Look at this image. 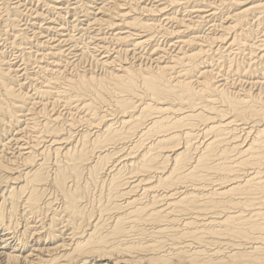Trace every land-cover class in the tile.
<instances>
[{
  "label": "bare ground",
  "instance_id": "obj_1",
  "mask_svg": "<svg viewBox=\"0 0 264 264\" xmlns=\"http://www.w3.org/2000/svg\"><path fill=\"white\" fill-rule=\"evenodd\" d=\"M41 1L47 8V15L43 12H38V10L36 11L35 8L32 9L33 14L28 17L29 21L25 19L27 23H22L25 15L22 10L23 2L21 0H0V37H2V40L5 42H8L11 48L17 49V51L20 52L17 58L21 57L23 61L21 65H17L16 61L8 60V58L6 59V50H3V42H0V93L1 97H3H0V264H87L88 261L85 260L87 257H90L88 254L100 250L98 247H95L96 242L93 239L95 235L94 228L93 232H89L90 234L88 237L84 236L85 239L79 237L74 239V234H76L75 230L80 229L78 225L81 224L82 221V212L78 200L80 194L75 190L71 191L66 188L68 178L74 176L71 175V170L76 172L80 167L79 162L81 163L86 159L84 156L86 155V153H84L86 148L80 147V149H77L76 147H71V145L74 144H72L71 141H63L65 139H62L59 135L61 133H49L52 129L50 123H60L62 119L59 117L60 115H56L54 112L52 115H46V110L50 104L47 101L45 102V99H52L51 104L53 105L59 102H63V104L75 102L77 107L84 113V115L80 117V120L86 122V126L89 130L97 133L95 142H97L100 148L104 149L107 146H111L110 144L106 145V143L119 141L123 137H126V134H131V132L134 131H137V134L143 137L153 128L169 130L171 125L185 127L164 135L163 139H160L157 143L154 141L152 145L148 146V150L145 153L139 154V156L135 158L131 157L125 161L123 160L124 166H135L136 169L140 170L151 168L154 160L153 158L155 157L151 155V146L168 139L185 138V145L182 147L183 151L175 149L172 151L173 153L171 152L172 154H164V158H171L172 164L169 160L168 165L171 164L170 173L166 171L168 174L164 172L165 176H160L159 180L163 185L176 184L178 182H185L182 181L184 179L205 176L204 172L209 171V169L222 170L223 176L220 177L221 180L229 179L234 176L231 172L238 167L240 169V166L237 165L238 167L234 168V166L226 161L219 163L220 158H217L218 164L215 165L212 163V159L218 154L223 157L226 149L220 148L219 145L227 133L236 130L235 126L240 124L237 122L235 123L237 119L242 122L240 124L242 129L248 130L247 133H252L251 129L254 130L249 141H246L247 138H245V140L243 139L244 142H246L244 146L239 144L241 146V148H239L240 152L247 153V157H244L245 159L240 161L239 164L243 167L247 164L264 162V127L259 128L255 126L261 122L264 124V66L261 67L259 65V73L261 74L258 76L255 75L257 77L251 82L249 81L247 87H242L241 83L244 78H248L250 75H248V70L250 73L251 69L246 71L240 70L239 66L234 65V62H236L234 61L235 55L245 50H249L250 59H256V62H261V60L264 59V0H85L83 3L82 1L84 0ZM247 3L251 4L246 6ZM37 5L39 6V4ZM81 8V11L84 13L80 16V12L78 11ZM181 9L184 11L183 13H181ZM66 10L73 13L74 16L79 15L75 19L77 23L73 27L80 30V32L82 30L86 32L94 26L99 27L98 32L96 31L93 36H90V41L93 46L89 47V49L92 48L90 53L95 57L96 64L103 71L101 76L95 75L89 70L86 71L87 69L85 71L76 70L75 73H73V70L71 71L73 74H68L67 68L76 58L70 62L67 53L70 52L72 54V52H74V56H77V59H84L88 55L83 50L81 51L77 48L80 45L77 46L78 37L74 34L75 29L70 30L63 27V12ZM50 13H56L58 15L54 17V15ZM48 14L53 17H48ZM78 23L82 24V27H79ZM28 25L34 28L33 30L35 31L32 33L36 39L27 33L29 31H27ZM204 25L208 27L207 30L205 29L206 31L203 30V32L202 28ZM256 30L262 32V34H260L259 38L257 37V39L254 40L253 37L257 32ZM84 32L83 34H85ZM158 34L159 36L160 34L165 36L166 44L168 45L160 43L164 45L161 46L157 43L156 39ZM39 35H41V37H39ZM84 40L85 39H83V41ZM162 40L159 41L162 42ZM110 46H113V48ZM80 49L82 48L80 47ZM33 57H35V59ZM253 62H255V60H253ZM32 64L38 69L34 73L32 71V73L29 72V67ZM223 67H225V71L222 70ZM232 71H235V74L236 72H240L241 78L239 77L240 79L238 80L240 84L230 80V77H228V73ZM244 75L248 76L246 77ZM237 77L234 78L237 79ZM27 83H35V85L33 84L34 92L31 94L29 90H31L32 86L28 92L24 91ZM139 83L143 86L144 91L136 90ZM103 91H106L116 98V100L109 103V111L112 113H109V111L105 109L101 111L99 108H93L94 97H101ZM172 95L174 99L177 100L176 103L179 104H177L179 107L176 109L179 111L178 113H168L163 107H157L154 106V104L152 106V104L146 103L147 98H155V103L162 104ZM73 97L78 99H73ZM197 97L202 98V101H200L201 103L195 101ZM173 105L175 106V104ZM196 105H201L198 107L201 111L194 109ZM206 109L214 111L207 112ZM146 111H149L151 115L149 122L138 128L136 125L142 120L141 117ZM137 112L140 114H137ZM201 113L207 114V116L204 117H208L209 114H214L215 117L212 118H222L226 115L228 117L218 120L215 123H209L204 127L205 133H213V136L208 142L205 141L206 143H204L202 148L199 147L201 151L196 161H193L194 164L191 163L192 165L190 168L184 171L181 176H177L176 171L188 157L185 152L190 150L191 147H193L195 151L198 148L197 145L191 143L193 138L196 137L194 131L197 128H194V130L193 126L195 125L188 122H191L194 116H198ZM115 114H117V116ZM37 115L46 116L45 124L42 125L43 127L41 128L43 134H40L37 130L40 124L39 121L37 122L36 120L38 118ZM111 115H115L121 127H125L126 130L123 131L122 128L114 127L112 122L117 119L109 117ZM40 119L42 120V118ZM40 119L38 118V120ZM206 119H211V117ZM13 123H15L17 131L8 132L7 135H5V131L10 129L7 130L5 128H8L10 125V127H13ZM37 123L39 124L37 125ZM250 123H252V125L249 126ZM60 124L59 126L62 128ZM69 127L70 129L73 128L71 123ZM27 130L33 133L32 139H25L24 132ZM44 132H48L49 134ZM63 134L64 133H62V135ZM28 137H31V135H28ZM229 137H231V135H229ZM238 137H240V135H238ZM246 137H248V134H246ZM127 141H129L128 138ZM50 149L57 154L62 153V156L65 158L63 163L60 162L58 164L55 176L54 178L52 177L53 181L48 178V168H50V166L47 167L46 163L49 157L48 150ZM109 150L108 148V151ZM104 151L107 153V149H100V159H106V157H109L110 153H112L108 152V154L103 156L102 153ZM115 153L117 152H114V154ZM130 154H132V152ZM120 158L121 157L115 154L113 163L111 166L109 165V171L111 169L113 170V168L118 165L117 163ZM86 164L91 165V162ZM241 169L243 170L244 168ZM93 171L96 173L97 167H94ZM238 176L235 175V177ZM243 177L244 179L236 180L232 183L230 182V184H226L225 182V184L223 183L219 188L215 186L217 189L215 190L214 187V190L215 192L227 196L229 194L247 195L252 190L258 191L261 194L263 193L264 178L257 177L256 174L249 171L244 173ZM74 178H76V176H74ZM47 182H51L59 188L62 192V196L60 195V197L64 199L62 211L60 210V213L57 212L52 215L51 221L49 219L50 224L48 225V230L49 234L53 237V243L47 240L46 242L41 237L43 235V231H41L42 227L45 228L47 222H41L37 225L35 220L39 214L38 211L41 209L39 205V200L42 198L40 186ZM161 185L162 184H160V186ZM182 187L186 189L181 190ZM189 187L191 186L189 185ZM189 187L183 184V186H178L176 189L174 188V193H171L169 196L167 193V196H165L167 197L166 201L169 206L174 202L173 204L177 205V207L187 209L192 202L201 200L198 195L203 193L201 187H192V190L191 188L189 189ZM43 191L45 192L46 190ZM206 195L204 194V196ZM237 199L239 200V198ZM214 202L215 200L213 201V199L209 198V201L206 203ZM234 203V200L231 198H228L226 201L227 205H232ZM254 204L256 205L257 203ZM49 205L47 204V206ZM246 205L251 207L250 203ZM146 206L145 207L148 208V205ZM234 206L237 205L235 204ZM240 206L243 207L242 205ZM177 207L175 206V208ZM208 208L209 207H207V210ZM244 208L247 209V207ZM142 209V207H139L134 210L133 216L135 220L141 218L144 214ZM167 209H169V207ZM260 211L257 210L258 213L256 216L264 214V211ZM63 215L66 218H64ZM240 215L242 216V214ZM244 216L245 215L242 217ZM209 217L210 218L206 221L199 220L202 225L198 227L219 224L220 227L223 226L224 230H226L231 229L232 225L237 222L236 219L238 220L236 215L232 216L228 214L224 217L225 219L223 217V219L221 217ZM63 219L67 220V227L65 225L61 228V225L59 229L57 226L60 225L59 223L61 221H64ZM21 220H23L22 223H20ZM196 220L198 222V219ZM193 225L196 226L195 224ZM68 227L72 230V233H68L67 238L69 239L66 241L67 239L65 240L63 236H65L66 228L68 229ZM211 227L209 226L210 229ZM77 232H79V230ZM58 253H63V255L57 257L56 255ZM195 254L200 256L199 251ZM210 259L209 261H179L177 264H233L234 261L243 260H248L246 261L248 262L247 264H264V260L243 259L237 256H232L228 258V260L222 261H217L215 258ZM123 260L124 259L114 257L111 252H102L97 256V260L89 263L123 264L129 262V264H134V261L130 262Z\"/></svg>",
  "mask_w": 264,
  "mask_h": 264
},
{
  "label": "rangeland",
  "instance_id": "obj_2",
  "mask_svg": "<svg viewBox=\"0 0 264 264\" xmlns=\"http://www.w3.org/2000/svg\"><path fill=\"white\" fill-rule=\"evenodd\" d=\"M11 1H15V0H11ZM21 1L24 3V4L22 3V5H23L22 10L25 13L24 20L22 23H27V20H25V19H28V21H29L28 17H29V15L33 14L32 9H35V8H36L35 9L36 11L38 10V12H43L44 14L47 15V12H46L47 8L41 0H21ZM83 2H85V0L82 1V3ZM34 3H35V5H34ZM37 4H39V6ZM250 4L251 3H247L246 6H248ZM81 10H82V8L79 9V11H78V12H80L79 13L80 16L83 15V13H84ZM26 11H28L29 13ZM66 11L63 12V15H64V19H63L64 23H62L64 25L63 27H66L67 29H70V30L75 29L73 26L77 23V21L75 19L79 15L74 16L73 13L69 12L68 10H66ZM180 11H181V13L184 12V11H182V9ZM50 14L54 15V17H56V15H58L56 13H50ZM52 15L48 14V17H51ZM72 19H74L75 21ZM79 27H82V24H79ZM207 27H206V25H204L202 28V31L203 30L206 31ZM98 28H99L98 26H94L93 28L87 30L86 32H84V30H82L80 32V30L75 29L74 34H76L75 36L78 37L77 38L78 39L77 46L80 45L77 48L81 51L83 50L84 52H86L88 56L85 57L84 59H79V58L77 59V56L76 57L74 56V52H72V54L69 52L70 53L69 54V53H67L68 52L67 51L66 53H67V56L70 58L69 59L70 62H72L76 58V60H74L72 63H70L71 66L70 65L68 66V68H67L68 74H73L76 72V70L85 71L86 69H87L86 71L89 70L98 76H101L103 74L102 69L96 64L95 57H93L90 53L92 48L89 49V47L93 46V44L90 41V39H91L90 36L91 35L93 36V34L96 33V31L98 32ZM33 29H34L33 27L28 25L27 31L28 30L29 31L27 33L31 36H33L32 32L35 31ZM256 29H257V26H256ZM90 31H92V32H90ZM83 32L85 34H83ZM260 34H262V32L257 31L255 33V36L253 37V39L256 40L257 37L259 38ZM161 36H162L161 34H160V36H159V34L157 35V39H156L157 43H159V44L165 43L164 45H168V44H166L165 36H162V37ZM39 37H41V35H39ZM56 37H58V36H56ZM33 38L36 39L35 36H33ZM81 38L85 39L86 41L85 40L83 41V39H81ZM0 39H1L0 42L1 43L3 42L2 43L3 50L4 51L6 50L5 51L6 59L8 58V60L16 61L17 65H21V63L23 62L21 60V57L17 58V56H18V54H20V52H18L17 49L11 48V46H9L8 42H5L4 40H2V37H0ZM158 39L160 41L162 39H165V40H162V42H160ZM79 40H80V42H79ZM162 44H160V45L164 46ZM4 46H7V47H4ZM80 47L82 49H80ZM110 47L113 48V46H110ZM242 53L240 52L237 55H235L234 61H236V62H234L235 63L234 65L239 66L240 70L242 69V70L246 71L248 69H251L250 73L248 70V75L250 74L249 75L250 77L247 75L248 78H244L245 81L243 80V82L241 83L242 87H247L249 81L251 82L258 75L261 74V73H259L260 72V66L261 67L264 66L263 65L264 59H262L263 61L261 60V62H259V61L256 62V59H250L249 50L242 51ZM19 56H21V55H19ZM33 58L35 59V57H33ZM236 58L239 60H237ZM253 60H255V62H253ZM240 63H241V65H240ZM33 67H35L33 64L29 67L30 73H32V72L34 73L38 70L36 67L35 68H33ZM220 69H222V68H220ZM224 69H225V67H223L222 70H224ZM252 69H253V71H252ZM254 70H256V71H254ZM71 71H73V73ZM94 71H96V72H94ZM241 72H243V71H241ZM243 73H245V72H243ZM228 74L230 75V76L228 75V77H230V80H233L237 84H240L239 83L240 81H238L241 78L240 72H236L237 75L235 74V71H232ZM255 75H257V76H255ZM244 76H246V75H244ZM252 76H253V79H252ZM234 77L235 78L237 77V79H235ZM246 81H247V83H246ZM29 84H31V85H29ZM33 84L35 85V83H27L26 89L24 91L28 92V90L32 86L31 90H29V93L30 94L33 93L34 92V89H33L34 85ZM27 86H28V88H27ZM136 90L144 91V88L139 83ZM173 95L170 96L169 98H167V101L165 103H162V104L155 103L156 102L155 98H153V99L147 98L146 103L152 104V106L154 104V106L163 107L164 109L167 110L168 113L169 112L170 113H172V112L178 113L179 111L176 109L179 107L178 106L179 104L176 103L177 100L174 99ZM111 96H113V95L107 93L106 91L102 92L101 97L95 96L93 108H99L101 111H104V109L109 111L110 110V104L109 103L116 100V98L114 96L113 97H111ZM0 97H1V93H0ZM1 98H3V97H1ZM74 98L75 97H73V99ZM75 99H78V98H75ZM36 100H40V99H36ZM44 101L45 102L47 101L50 104L48 109L46 110V113H47L46 115H48V116H49V114L52 115L54 112V114L60 115L59 117L62 119V121L60 122L61 124L60 123H50L51 124L50 127H52V129H51V132H49V133H58V134L61 133L59 135L62 137V139H65L63 141H66V142L71 141L72 144H74V145H71V147L73 146V147H76L77 149H80V147L86 148L84 151V153H86V155H84L86 159L83 160L81 163L79 162L80 167L76 170V172L71 170L72 171L71 175L76 176V178H74V176L69 177L67 180V183H66V188L68 190H71V191L75 190V191L79 192V194H80V196H79L80 198H78V200H79V207L81 208V212H82L81 213L82 221H81V224L78 225V228H80V229L75 230L76 234H74L75 235L74 239H76L78 237L85 239V237H88L89 234L91 232H93L95 229L96 237L94 235L93 239L96 242V243L94 242L95 247H98V249H100V250L96 251L95 253L88 254V255H90V257H87L85 260V261H88L87 264H90L89 262H93L94 260H97V256L102 252H105V253L111 252V253H113L114 257L124 259L125 261H130V262L134 261V264H148V263H150V264H177L179 261H189V260L209 261V260H211L210 258H215V259H217V261L218 260L222 261V260H228V258H230L232 256L233 257H235V256L241 257L243 259H249L250 258V259L264 260V214L256 216V214L258 213L257 210H259V211L261 210L260 212L264 211L263 210L264 209V203H261V202H264V191L261 194L258 191L252 190L247 195H240V194H237V195L231 194L230 195L229 194L228 195L229 197L227 195H222L219 192H215V190L217 188H219L220 185L222 186L223 183L225 184V182H226V184L227 183L230 184V182L232 183L236 180L244 179L243 174L248 172V171L253 172L254 174H256L257 177L259 176L260 178H262V176L264 175L263 174L264 168H262V167H264V162L263 163L258 162L256 164H247V165H244L243 167L241 164H239L240 161H242L243 159H245L247 157V153L240 152L239 148H241L242 145L244 146V144L246 143V142H244L245 138H247L246 141H249L251 139V137L253 135L252 133L254 132V130H252V129H251L252 133H247L248 130L247 131L243 130L242 126L240 125L242 122L239 119L235 120V123L236 122L238 124L240 123L239 125L235 126L236 130L230 131V133L226 134L227 137H229V135H231V137L227 138L225 135V137L223 138L222 142L219 145L220 148L226 149L224 154H223V157L218 154L217 156H215L213 158V159H215V158L219 159L220 158L221 160L219 159V161H220L219 163L226 161L227 163H230V165L234 166V168H237L238 166H240V169L238 167L237 169H235L234 171L231 172L232 175H234L231 177L232 179L229 178V179H222L221 180L220 177L223 176L222 170H220V169H217V170L216 169H209V171L204 172L205 176H201L198 178L194 177V178L184 179L182 181H185V182H178L176 184L174 183L171 185L170 184H164L163 185V183H160V180H159L160 176H163L165 173L166 174L170 173L171 164H172L171 158H169V157L164 158V154H166V155L172 154L173 153L172 151L175 149H179L180 151H183L182 147H184V145H185V143H184L185 138L183 139L182 137H180V138H175L172 140L168 139L166 141H160L161 144L159 143V144H155L154 146H151V148H150L151 149V155L155 156L153 158L154 160L152 162L151 168L149 167V168L140 170V169H136L135 166L134 167L133 166L132 167L124 166V161L127 160L128 158H131V157L135 158V157L139 156V154L141 155V154L145 153L148 150L147 149L148 146L152 145V143H154V141H156V143H157L160 139H163L164 135H167L174 130L183 129L185 127H183V126L178 127L177 125H171L169 127V130H167V129L164 130L161 128H153L148 133H146V135L143 137H140V135L137 134V131L136 132L134 131V132H131V134H126V137H123L119 141L117 140V141H111V143H106V145L110 144L111 146H107V147L105 146L106 148L104 149V148H100L99 145H97V142H95L97 133H95L92 130H89L88 127L86 126V122L80 120V117H82L84 115V113H83V111H81L77 107L75 102H73V103L69 102L70 104L69 103L63 104V102H61V103L59 102V103H56L53 105V104H51L52 99H45ZM195 101L197 103H201L200 101H202V98L197 97L195 99ZM173 104H175V106ZM73 105H75L76 107ZM71 106H72V108H71ZM199 106H201V105H196L194 107V109L201 111L200 108H198ZM65 107H66V109H65ZM56 108H57V110H56ZM206 110H207V112H213L214 111V110H209V109H206ZM49 111H50V113H49ZM68 111H71V112H68ZM64 113H66V114H64ZM109 113H112V112L109 111ZM206 113H201L198 116H194L192 118V121L188 122V123H192L195 125V126H193V129L197 128L196 130L194 129L195 130L194 133H196L195 134L196 137L193 138L191 143L197 145L198 148L195 151V149L193 147H191L190 150L185 152L188 157L185 159L184 163L176 171L177 176H181V174L184 171H186L188 168L191 167L192 164H194L198 154L201 151V149L199 147L202 148L204 146V143L208 142L210 140V138L213 136V133H210V132L205 133L204 127L206 125H208L209 123H215L218 120H222V119H225L226 117H228L226 115L225 117H222V118H220V117L212 118V117H215L214 114H209L208 117H204V116H207ZM137 114H140V113L137 112ZM115 115L117 116V114H115ZM115 115H111L109 117H111L113 119H117V117ZM150 117H151L150 112L146 111L143 114V116L141 117L142 120L139 121V123H137L136 126H138V128H139L141 125L148 123ZM210 117H211V119H206V118H210ZM38 118L39 119L42 118V120L41 119L38 120ZM38 118L36 120H37V122L39 121V123H40V124L37 123V125L39 124L38 127L40 129L38 128L37 130L39 131L40 134L41 133L43 134L41 128L43 127L42 125L45 124L46 116H43V115L40 116L39 115ZM68 120H70V121H68ZM169 120H171V119H169ZM70 123L72 124V127H73L72 129H70V127H69ZM112 123H113L114 127L122 128L123 131L126 130L125 127L124 128L121 127V124H120L118 119L114 120ZM13 124H14V125H12L13 127H10L11 126L10 125L8 128L7 127L5 128L7 130L10 128L9 129L10 131L9 130L5 131L6 132V133H4L5 135H7L8 132L10 133V132H16L17 131V127L15 126V123H13ZM59 124L62 126V128L59 126ZM54 125H55V127H54ZM73 125H75V126H73ZM78 125H80V126H78ZM82 125H83V128H82ZM250 125H252V123H250L249 126ZM84 126H86V127H84ZM255 126L256 127L258 126L259 128H263L264 124H262V122H261ZM138 128H136V129H138ZM238 128H239V130H238ZM200 129L203 131V133ZM56 130H58V131H56ZM27 131H25L26 133L24 132L25 139L26 140L32 139L33 133H31L30 131H28V132ZM67 131H68V133H67ZM243 131L244 132L246 131V132L244 133ZM44 133H48V132H44ZM62 133H64V134L62 135ZM80 133H81V137H80ZM72 134H75V135H72ZM87 134H89V135L91 134L90 137ZM93 134L95 135V137ZM246 134H248V137H246ZM28 135H31V137H28ZM65 135H66V137H65ZM138 135H139V137H138ZM232 135H233V138H235V137H237V138L233 139ZM238 135H240V137H238ZM127 138L129 141H127ZM105 139H106V137H105ZM108 148L110 149L109 151H108ZM100 149H103V150L107 149V153H106V151H104L102 153L103 156L108 154V152H112V153H110V156L106 157V159L105 158L100 159V157H99ZM48 152H49L48 156L50 157V159L48 157V160H46L47 161L46 163H47V167L50 166V168H51V169L48 168V178H50V180L53 181V178L55 176L58 164L60 162L63 163L65 158H64V156H62L63 155L62 153H60L61 155L57 154L52 149L48 150ZM114 152H117L115 154L121 158L119 159V161L117 163L118 165L116 167H114L113 170L111 169L109 171L108 170L109 165L111 166V164L113 163L114 158H115ZM131 152H132V154H130ZM153 153H155V154H153ZM50 154L51 155L54 154V155L51 156ZM93 157H95V158H93ZM60 158H61V160H60ZM96 158H98V159H96ZM192 159H194V160H192ZM213 159H212V163L215 165L218 164V159L217 160L216 159L213 160ZM169 160L171 161L170 165H168ZM89 162H91V165L86 164ZM92 166L97 167L96 173H94V171H93L94 167H92ZM117 168H119V169H117ZM241 168H244L243 169L244 171ZM254 169H255V171H254ZM49 170H50V172H49ZM166 171L167 172L169 171V172L167 173ZM233 172H235V173H233ZM235 175H237V176L240 175V176L235 177ZM263 178H264V176H263ZM132 181H133V183H132ZM134 181H135V186H134ZM189 182L193 185H191ZM47 183H43L40 186L42 198L40 197L41 199L39 201L41 203L39 202V205H40L41 209L44 206V208H43L44 210L42 209L43 212L41 209L38 211L39 214L37 215V219H35V220L37 222V225L41 222H47L45 224L46 225L45 228L42 227L41 231H43L42 232L43 235L41 237L43 240H45V241L47 240L51 243L53 237L51 236V234H49L48 225L50 224L52 215H54L57 212L60 213L62 211V207L64 206V204H62V203H64V199L62 197H60V195L62 196V192L59 188H57L51 182H47ZM217 183H218V185H217ZM160 184H162L163 186L162 185L160 186ZM183 184L186 187H189V185H190L191 187H189V189L191 188V190L193 188H200L201 187V190H203V193L198 194V195H199L200 199L204 202H202L201 200H199L198 202H192L190 207H188L187 209L177 207V205L173 204L174 202H172L169 206L168 202L166 201V198H167L166 196L167 195L169 196L171 193H174V190L176 189V187L183 186ZM47 186H48V188H47ZM44 187H45V189H44ZM214 187H215V190H214ZM150 188H152V189H150ZM56 189H57V191H56ZM184 189H186V188H184V187L181 188V190H184ZM43 190H46V191L44 192ZM207 190L210 192H208ZM145 192H147V193H145ZM191 192H193V191H191ZM142 193H144V194H142ZM215 193H217V194H215ZM204 194L205 195L207 194V195L204 196ZM43 195H44V197H43ZM156 196H157V198H156ZM162 196L163 197L165 196V197L163 198ZM175 196H178V195H175ZM201 196H202V198H201ZM215 197H216V199H215ZM209 198L213 199V201L215 200L216 203L215 202L214 203H206L209 201ZM228 198L233 199L235 203L232 205H227L226 201L228 200ZM237 198H239V200ZM244 198H245V200H244ZM160 200H162V201H160ZM238 201H240V202H238ZM251 202H252V204H251ZM45 203H46V205H45ZM49 203H50V205H49ZM243 203H244V205H243ZM249 203H250L251 207H249V205H246ZM254 203H257V204L255 205ZM47 204L49 206H47ZM235 204L237 206H234ZM146 205H148V208H146L147 207ZM172 205H174V206L171 207ZM240 205H242L243 207H241ZM175 206L177 208H175ZM229 206L230 207L232 206V207L230 208ZM139 207L143 208L142 211L144 214L142 213L143 214L142 217L135 220V218L133 216L134 210L138 209ZM168 207H169V209H167ZM207 207H209L208 210H207ZM244 207H247V209H245ZM243 208H244L243 211L245 213L242 211ZM256 208H259V209H256ZM230 210L232 213L230 212ZM224 212H226V213H224ZM43 213H45V214H43ZM148 214H149V216H148ZM151 214H152V216H151ZM227 214L232 215V216L236 215L238 217V220L236 219L237 222L232 225L231 229L224 230L223 226L220 227L219 224H213L214 226L210 224L208 226L203 225V226L198 227L199 225H202L199 222V220L206 221L208 218H210L209 216L221 217V218L223 217L224 218V217H226ZM240 214H242V216L245 215L244 216L245 218L242 217ZM197 215H200V216H197ZM49 216H50V218H49ZM260 216H261V218H260ZM20 218L22 219L21 216H20ZM42 218H45V219H42ZM64 218H66V217L64 216ZM49 219H50V221H49ZM196 219H198V222ZM23 220H21V222L20 221L19 222L22 223ZM63 220L64 221H61L62 223L60 222L59 223L60 225L57 226L58 228L61 227V225H62L61 228H63L65 225L67 227V222H66L67 220L66 219H63ZM139 220H141V221H139ZM193 224H195L197 227L194 226ZM209 226L210 227L212 226L211 229L209 228ZM198 229H199V231H198ZM78 230H79V232H77ZM68 233L69 234L72 233V230L69 229V227H68V229L66 228V234H65V236H63L65 240L67 239L66 241H68V239H69V238H67ZM47 234H49V235H47ZM80 234H81V237H80ZM46 235H47V237H46ZM44 236H45V238H44ZM103 250H105V251H103ZM197 251H199L200 256L195 254ZM62 255H63V253H58L56 256L58 257V256H62ZM246 261H248V260L234 261L233 264H247L248 262H246ZM153 262H155V263H153ZM123 264H129V262L128 263L125 262ZM224 264H226V263H224Z\"/></svg>",
  "mask_w": 264,
  "mask_h": 264
}]
</instances>
